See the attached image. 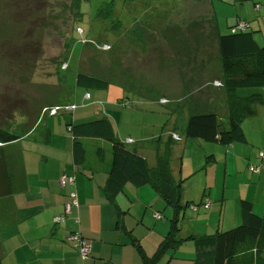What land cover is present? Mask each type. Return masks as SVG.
Returning a JSON list of instances; mask_svg holds the SVG:
<instances>
[{"label":"rangeland","instance_id":"obj_1","mask_svg":"<svg viewBox=\"0 0 264 264\" xmlns=\"http://www.w3.org/2000/svg\"><path fill=\"white\" fill-rule=\"evenodd\" d=\"M71 1L0 0V122H4L7 128L15 126L19 122V114L21 116L30 112L29 99L35 95L36 100L41 102L37 106L38 110H35L38 114L36 119L32 121L31 118L29 124L17 125L12 130L20 128L25 134L27 125L37 126L45 115L43 108L49 107L56 92L59 93L58 96L61 95L64 87L58 76L64 74L65 85L78 92V99L74 95L78 106L93 105L94 101L101 104L99 98L103 97L113 103L120 102V108L124 107L122 105L126 100L130 102L127 106L136 107L132 112H121L120 109L107 105L108 109L117 110L116 120L110 118L115 131H121L122 139L130 135L134 140V143L128 144L130 147L140 146L141 137H145L142 144L148 152L157 147L162 152L171 149V166L177 174L181 168L189 171L190 163L196 166L197 153L201 152L203 157L199 159L200 166L215 144L201 142L204 148L200 149L196 142L188 140L187 147L182 148L186 117L189 115V108L195 105V96H192L189 80L186 79V83L180 87L176 81L174 65L189 62V50L199 44L213 46L214 49L208 53L213 58L216 53L217 31H230L238 20L249 22L256 31V40L264 45V0H81L79 20L75 21V25L81 26L85 36L94 43H109L111 48L104 51L89 43L83 47L78 42V34L74 32L73 43L67 52L69 66L62 70L60 65L66 62L63 60L66 53L64 41L66 33L72 31V19L75 17H72L75 8L71 9ZM107 5L110 6L109 11H112L111 15L99 16L100 13L107 12ZM102 7L104 10L100 11ZM142 32L143 36L153 34L143 37ZM79 60L82 69L78 68ZM216 61L219 62L216 59L215 64ZM219 69L212 71V78L221 77ZM77 71L105 78L109 85L106 89L90 90L91 99L83 103L84 100L79 96L80 89L72 87ZM200 82L204 84L205 91V79L201 77ZM21 98L25 100L23 103ZM162 98L166 99L165 103L161 101ZM13 105L18 107L14 108L16 113L8 123L5 117L11 113ZM66 113L69 118L70 113ZM172 131L181 138L170 143L169 134ZM88 140L89 156L92 150L95 152L101 147L103 157L108 161L111 154L110 143L95 138ZM28 142H24L26 147L29 146ZM5 149L7 152H17L13 148ZM207 179L212 184L213 193H220L221 177L214 178L210 170ZM198 180L199 184L204 181L202 171L193 175L188 184L197 185ZM198 190L201 188H184V196L191 197ZM259 196L260 194L258 198ZM162 202L160 200L158 205ZM137 206L133 209V231L138 234L146 254L152 256L169 229L170 222L166 215L172 211L170 212V207L160 209L162 218L157 220L164 223H158L153 228L155 219L150 208L144 214L143 208L139 210ZM141 217L149 223L140 221ZM185 246L188 245H183L176 251V257L186 253Z\"/></svg>","mask_w":264,"mask_h":264},{"label":"crops","instance_id":"obj_2","mask_svg":"<svg viewBox=\"0 0 264 264\" xmlns=\"http://www.w3.org/2000/svg\"><path fill=\"white\" fill-rule=\"evenodd\" d=\"M256 6L259 7V5ZM216 29H219L217 25ZM131 30L133 31V28ZM151 34L147 33L144 36ZM215 40L217 46L213 58L208 56L211 49H214L213 46L199 44L189 50V62L179 66L174 65V67L176 81L180 87L184 82L186 83V79L192 86L191 93L192 96H195V105L192 108L215 110L221 116H225L227 106L223 85L216 86L214 84L215 80L221 81L222 78H212V71L221 69L220 62L214 63V60H219L217 38ZM78 42L80 41L78 40ZM81 45L84 47V44L81 43ZM176 56H178L177 53ZM66 63L68 67V61ZM81 67L79 60L78 68L82 69ZM182 76H185L184 80ZM201 77L206 81L205 91L203 90L204 84H200ZM62 87L64 89L61 91V95L58 96L59 93L56 92L49 107L74 104L71 110L59 112H68L71 116L68 118L67 113L62 116L59 113L52 116L44 115L37 126L27 125V131H24L25 134L22 138L8 146V148L15 149L16 153L20 155L19 164L25 182L23 189L0 196V262L2 264H141V259L130 242L132 236L140 241L137 237L138 234L133 231V209L136 205L139 210L143 208L144 214L150 208L152 217L154 216L155 219L153 228L158 223H164L158 221L154 214L161 213L160 209L164 210L165 207H170L172 213L166 215V218L170 222L173 215H177L181 237L192 234L212 235L218 228L226 230L238 225L241 221L239 207L241 199L251 201L255 213H264V154L260 155V152L264 153V105H257L256 113L243 120L245 142H234L230 145L213 143L215 146L210 149V154L214 155L215 160L207 162L205 151H203L205 160L199 166V159L203 155L198 152L197 165L190 163L189 171H184L181 168L177 174V171L172 169L171 149L162 152L157 147V149L148 152L142 144L145 137H141L140 146H133L146 157L149 166H165L170 169L175 181H181L179 203L182 207L175 210L174 206L168 204L149 184L137 187L127 183L113 200L107 197L103 187L107 168L111 162V154L109 160L105 161L101 147L97 148L95 152L92 150L91 156L86 150L85 160L80 165L76 163L72 153V136L66 123L68 121L83 122L103 116L115 121L117 110H110L107 105L110 104L112 107L120 109L121 112H132V110H136V107L127 106L130 105V102L126 100L122 105L124 107L120 108V102L113 103L103 97L99 98L101 104L94 101L93 105L78 106L74 100L75 94L78 99V92H74V89L67 85H62ZM80 93L81 100H84L83 103L92 97L90 93L88 98L84 97L86 92ZM29 100L30 112L21 116L19 114V122L14 127L29 124L31 118H33L32 121L36 119L38 114L35 110H38L37 106L41 102L36 100L35 95ZM115 133L123 141L131 139L128 144L134 143L130 135L126 136V139H122L120 130L117 129ZM172 133L176 132L172 131L169 134L170 143L181 138L177 133L178 138H174ZM158 138L160 140V137ZM88 139L90 138L84 139L86 147ZM25 140L29 141L28 147L24 145ZM188 140L196 142L198 148H204L201 142L205 141L188 138L183 140L182 148L187 147ZM214 164L216 166H213ZM251 165L260 166V171L252 172ZM210 170H212L214 178L221 177L220 193L214 194L212 191V184L207 179ZM201 171L204 181L199 184L198 180L197 185H189L188 180ZM62 172L74 176L73 185L78 194L79 206L65 218L64 222L56 224L52 222V219L64 212V205L73 189V185L61 187L58 184V178ZM187 187H192L194 190L198 187L201 190H198L196 194L193 192L191 197H187L184 196V188ZM259 188L262 189L259 190ZM206 198L211 200L209 209L200 206L197 212H192L186 205L188 202H200ZM160 200L163 202L158 205ZM216 202L217 205H215ZM156 206L157 209H154ZM73 215L79 218L78 224L72 220ZM140 221L149 223L142 217ZM73 230H79L90 244V255L85 260H82L68 243L67 236ZM186 244L188 245L185 246L186 253L176 257L175 252V258L171 263L187 264L183 260H189L195 255L196 243L193 240L184 241L175 251L178 252Z\"/></svg>","mask_w":264,"mask_h":264},{"label":"trees","instance_id":"obj_3","mask_svg":"<svg viewBox=\"0 0 264 264\" xmlns=\"http://www.w3.org/2000/svg\"><path fill=\"white\" fill-rule=\"evenodd\" d=\"M80 1L72 0L70 4L72 10L75 8L72 15V17H75L72 19V31L67 32V35L65 34L64 49L66 53H64L63 60L66 62L67 52L70 51L73 43L72 34L74 32L78 34V40L87 37L84 32L82 35L76 32V28L81 27L75 25V21L79 20ZM106 9L107 12L105 14L100 13L99 16L111 15L110 6L107 5ZM99 10L104 9L102 7ZM239 22H244L247 26L240 28ZM232 28L227 32L218 30L216 36L217 54L221 66L222 79L220 84L223 85L225 91L227 113L225 116H221L215 110L189 108L184 132L185 138L203 140L219 145L245 142L246 138L242 128L243 120L256 113L257 105H264V45L256 40L254 36L256 31L252 29L249 22L238 20ZM66 62H62L60 65L62 70L67 68L62 67ZM58 78L60 84L65 85L64 74L59 75ZM108 85L109 82L105 78L77 71L73 88L80 89L79 91L82 93H89L90 90L106 89ZM20 101L23 103L25 100L21 98ZM183 101H185V98H183ZM183 105L185 106L186 103ZM15 107H18V105H15ZM15 107L13 105V110L5 117L8 123L9 120L14 118ZM13 127L7 128L4 122H0V196L23 189L25 182L19 164L20 155L7 152L5 149L10 146L9 144L23 136L21 129L17 130L15 128L12 130ZM66 127H70L72 153L74 161L79 165L86 158L85 138H99L110 143L111 162L107 168L103 187L110 200H113L127 183L137 187L149 184L168 204L173 205L175 210L182 207L179 203L181 181H175L170 169L165 166H149L144 155L140 154L135 147H130L128 142L117 137L113 124L108 117L103 116L76 123L68 121ZM214 160V155H206L207 162ZM72 187L78 200L77 191L74 185ZM198 203L188 202L186 205L189 208L190 204ZM239 207L241 222L226 230L218 228L212 235L192 234L181 237L177 215H173L166 235L162 237L152 256L146 254L142 244L136 237L132 236L130 242L135 247L141 259V264H174L171 262L175 258L176 248L187 240H193L196 243L195 255L186 260L187 264H264V213L261 215L256 214L253 211L252 202L246 199L240 200ZM72 212L67 216H70ZM74 217L76 215L72 216L73 221ZM161 217L159 214L158 218ZM74 223L76 222L74 221ZM74 231L79 230H73L69 233H74ZM79 234L80 238L87 242L80 231ZM68 243L76 250L82 260L89 258L90 244L88 242L89 251L86 258L82 257L80 241L68 240ZM0 264L2 263L0 262Z\"/></svg>","mask_w":264,"mask_h":264},{"label":"built area","instance_id":"obj_4","mask_svg":"<svg viewBox=\"0 0 264 264\" xmlns=\"http://www.w3.org/2000/svg\"><path fill=\"white\" fill-rule=\"evenodd\" d=\"M239 27L240 28H244L247 26L246 23L244 22H239ZM77 32L82 35L83 34V29L81 27H77L76 28ZM79 41L82 43V44H87L89 43V45H92V44H95L96 48L97 49H100V50H104V51H107L111 48V45L109 43H94L92 41V39H89L88 37H83V38H79ZM63 68H66L67 67V63H64L62 65ZM215 85L216 86H219L220 85V80H215L214 81ZM85 98H88L89 97V93H86ZM161 101L163 103L166 102V99L165 98H162ZM74 107V104H70V105H66V104H62V105H55V106H51V107H45L43 108V113L45 115H56L58 114L59 112L61 111H65V110H71L72 108ZM68 131H70V127L67 128ZM172 136L174 138H178V135L176 133H172ZM126 142H131V139H128ZM263 152H260V155L263 156ZM250 170L252 172H259L260 171V166H255V165H251L250 166ZM74 176L72 174H69L67 172H63L59 179H58V184L60 186H65V185H68V186H72L74 184ZM200 206H202L203 208L205 209H209L211 207V201L206 198L205 200H202L200 201L198 204H190L189 205V209L190 211L192 212H197L200 208ZM78 207V200H77V195H76V192L74 190H71L70 193H69V199L68 201L65 203L64 205V212L62 214H59L55 217H53L52 219V222L54 223H62L65 219V217L70 214L72 212V210L74 208ZM155 217H159V214L158 213H155L154 214ZM74 221L78 224L79 222V219L78 217H74ZM67 239L68 240H75V241H80V251H81V254H82V257L83 258H86V255L89 251V244L87 242H85L84 240H82L80 238V234H79V231H74V233H69L68 236H67Z\"/></svg>","mask_w":264,"mask_h":264}]
</instances>
